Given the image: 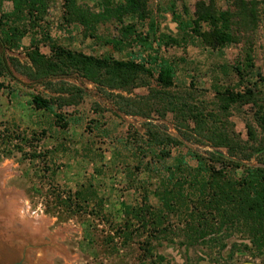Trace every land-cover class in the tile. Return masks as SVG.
<instances>
[{"label":"rangeland","instance_id":"1","mask_svg":"<svg viewBox=\"0 0 264 264\" xmlns=\"http://www.w3.org/2000/svg\"><path fill=\"white\" fill-rule=\"evenodd\" d=\"M124 1L0 0L6 66L0 77V264H264V253L243 247L251 243L240 231L220 229L214 242L188 239L190 216L163 198L171 187L165 165L173 156L183 154L195 165L191 150L227 151L211 146L214 134L200 133L190 120L181 128L171 112L147 118L120 109L119 94L146 95V86L127 92L77 72L47 83L27 74L34 69L29 50L38 46L49 55L52 44L152 68L166 58L176 66L172 90L190 92L191 102L214 109L217 90L243 94L229 120L242 140L249 139L248 123L260 138L264 0H215L230 27L220 43L193 30L198 0H148L143 16L120 10ZM200 29L209 26L202 22ZM75 86L83 94L74 103L57 101L54 111L33 104L34 95L69 100L65 88ZM154 128L182 141L170 147V157L149 145Z\"/></svg>","mask_w":264,"mask_h":264},{"label":"trees","instance_id":"2","mask_svg":"<svg viewBox=\"0 0 264 264\" xmlns=\"http://www.w3.org/2000/svg\"><path fill=\"white\" fill-rule=\"evenodd\" d=\"M120 5L119 9L125 13L143 16L148 9V0H125ZM194 15L193 30L198 37L218 43L228 40L227 12L219 11L215 0H198ZM202 22L209 26L208 30L200 29ZM50 50L49 55L42 53L38 46L29 50L28 56L34 66L30 72L18 64L15 67L27 72L32 79H44L46 83L55 75L77 72L109 89L130 92L134 87L146 86L149 88L146 95L132 98L119 94L122 98L120 109L147 118L153 117L154 113L164 117L171 112L176 115L181 128L189 127L190 120L200 133L214 134L211 146L226 147L225 154L207 150L205 155L191 150L189 154L196 160L195 165L189 163L183 154L173 156L174 162L165 165L171 187L166 189L163 198L171 199L166 200L170 208L190 216L187 233L193 242L206 238L204 242L211 239L214 242L212 234L220 229L240 231L251 243H244L245 249L264 253V136L258 138L256 128L248 123L249 139L242 140L229 120L232 106L243 100V94L228 88L217 90L215 108L207 109L203 104L191 102L194 99L190 92L172 90L176 66L169 59H161L156 68H152L146 61L96 56L58 44H52ZM5 71L0 56V77ZM152 78L155 86H152ZM2 88L3 82L0 81V92ZM65 90L73 95L69 100L64 96L53 99L34 95L33 104L38 109L54 111L55 102L74 103L71 101L83 94L79 86ZM256 100L260 105L256 120L264 131V96ZM148 137L150 146L162 147L161 157H170V147L182 144L178 137L159 128L150 129ZM253 158L255 162H251ZM214 163L222 165L217 168Z\"/></svg>","mask_w":264,"mask_h":264},{"label":"water","instance_id":"3","mask_svg":"<svg viewBox=\"0 0 264 264\" xmlns=\"http://www.w3.org/2000/svg\"><path fill=\"white\" fill-rule=\"evenodd\" d=\"M214 151H215V152H217V153H220V154H222V155H224V154H225V152H223V151H220V150H218V149H214ZM23 259H24V255H23V256H21V258H20V262H21V261H23ZM16 264H17V262H16Z\"/></svg>","mask_w":264,"mask_h":264}]
</instances>
